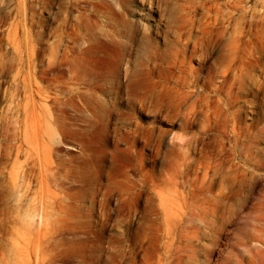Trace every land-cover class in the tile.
Listing matches in <instances>:
<instances>
[{"label":"rangeland","instance_id":"obj_1","mask_svg":"<svg viewBox=\"0 0 264 264\" xmlns=\"http://www.w3.org/2000/svg\"><path fill=\"white\" fill-rule=\"evenodd\" d=\"M9 4L0 147L45 217L0 221V264H264V0ZM234 58L239 92L195 113L181 60L219 82Z\"/></svg>","mask_w":264,"mask_h":264},{"label":"bare ground","instance_id":"obj_2","mask_svg":"<svg viewBox=\"0 0 264 264\" xmlns=\"http://www.w3.org/2000/svg\"><path fill=\"white\" fill-rule=\"evenodd\" d=\"M0 1L1 4L6 3L7 9L9 10L10 0H0ZM2 24H4V21L0 11V32H1ZM215 48H216L215 45H210L208 49L203 50L202 55L205 56V59L211 57ZM89 49H90L89 46L85 47V50H89ZM237 57L238 60H241V55ZM181 62L182 63L181 65H179L178 68H180V73H182V75H179L178 77H180L182 81L192 83L194 86L201 89L196 94L195 113L196 112L198 113L199 108L201 110H205L202 109L204 107L203 102L205 98L210 97L212 91H215L216 93L228 92L227 94H230L234 92L235 89H237V92H239L240 90V78H239L240 73L238 69H240L239 67L241 65L239 64L241 63L237 62V59L235 58L231 62H229L226 66L225 64H221L222 70L220 71L221 75L219 82L214 81L215 75L213 73L209 72V75L208 74L202 75L200 69H194L192 66H187V63L185 62L184 59L181 60ZM48 71H50V73H54L56 71L55 66L49 65ZM1 73H2V68L0 67V75ZM141 80L144 82V79ZM115 92L116 94L118 93V91ZM19 97H20V91L18 90V86L16 85V88L12 92L9 100L11 104H14V108L16 109V123H19L20 125L19 114L21 110H20ZM221 100L222 99L220 98L219 104L217 105L218 108L216 111H213L212 114H214L216 117L220 119V117L226 112L227 115L225 117L226 120L224 122V127L228 126L227 122L233 121L232 131L235 132L236 123L238 122V119H235L232 116V112L234 111L232 110V105L228 100L224 101L223 103H220ZM209 110L210 109H206V112H208ZM238 111L239 109L237 110V112ZM209 115H211V113L208 114L207 116L209 117ZM51 136L53 137L52 138L53 140L58 138L56 137V134H54V132L51 134ZM2 139L7 140L8 135L4 134ZM10 158H11L10 154L4 152V149H1L0 147V179H2L0 187H2L3 189L2 191H0V206L3 203V205L0 207V221H4L7 224L9 223L13 224V228L15 232L14 240L15 242H17L18 236L20 235L19 227H18L19 222L23 221L26 224H33L35 222L41 223L44 220L45 214H44V208L41 207L39 203L35 202V200H32L30 198L27 199L28 196H25L21 193L20 190L21 176L19 172V167L14 165L13 167L8 169L9 166L8 161ZM141 161L142 162L144 161L143 153L141 155ZM141 167L142 170H144L142 163H141ZM7 169H8V173H7ZM204 171L206 170L204 169ZM144 181L145 180L143 176V180L140 188L145 187ZM8 201L13 202L12 207L7 205ZM1 233L3 234V232ZM1 236L2 235H0V238Z\"/></svg>","mask_w":264,"mask_h":264}]
</instances>
